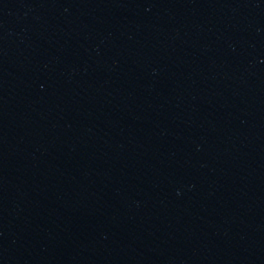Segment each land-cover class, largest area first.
I'll return each mask as SVG.
<instances>
[{"label":"water","instance_id":"1","mask_svg":"<svg viewBox=\"0 0 264 264\" xmlns=\"http://www.w3.org/2000/svg\"><path fill=\"white\" fill-rule=\"evenodd\" d=\"M0 264H264V4L0 0Z\"/></svg>","mask_w":264,"mask_h":264}]
</instances>
